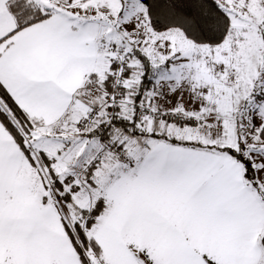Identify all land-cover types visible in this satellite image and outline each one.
Listing matches in <instances>:
<instances>
[{
  "label": "snow or ice",
  "instance_id": "6c2138e0",
  "mask_svg": "<svg viewBox=\"0 0 264 264\" xmlns=\"http://www.w3.org/2000/svg\"><path fill=\"white\" fill-rule=\"evenodd\" d=\"M0 264H264V0H0Z\"/></svg>",
  "mask_w": 264,
  "mask_h": 264
}]
</instances>
